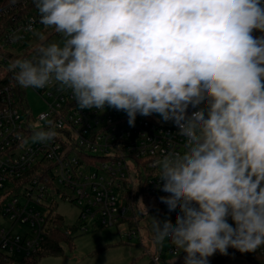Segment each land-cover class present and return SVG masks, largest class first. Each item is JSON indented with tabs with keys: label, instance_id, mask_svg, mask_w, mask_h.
I'll list each match as a JSON object with an SVG mask.
<instances>
[{
	"label": "clouds",
	"instance_id": "clouds-1",
	"mask_svg": "<svg viewBox=\"0 0 264 264\" xmlns=\"http://www.w3.org/2000/svg\"><path fill=\"white\" fill-rule=\"evenodd\" d=\"M33 3L61 39L45 43L34 22L23 29L40 43L10 62L19 86L56 85L79 109L124 111L130 126L158 114L179 128L183 151L155 161L169 193L159 199L179 214L175 225L154 219L156 242L185 253L184 264L264 246V35H253L264 34V0ZM55 136L49 121L30 139Z\"/></svg>",
	"mask_w": 264,
	"mask_h": 264
},
{
	"label": "built area",
	"instance_id": "built-area-1",
	"mask_svg": "<svg viewBox=\"0 0 264 264\" xmlns=\"http://www.w3.org/2000/svg\"><path fill=\"white\" fill-rule=\"evenodd\" d=\"M29 5H33L31 11L21 14L20 8ZM13 12L14 25L0 37V65L10 63L16 47L28 42L32 34L23 29L30 22L36 30L44 27L33 0H11L0 9V15ZM17 32L23 40L12 39ZM29 89L44 104L37 115L20 107L14 85L0 89V264H30L37 257L54 225L59 201L79 209L74 226L79 234L126 226L125 240L141 239L140 217L147 198L158 201L153 211L176 220L179 208L169 212L159 199L166 192L161 190L163 182L155 166L172 147L183 151L185 140L177 135L174 121L162 124L137 114L130 126L124 111L107 106L103 111L79 109L71 92L60 91L56 85L26 88V94ZM196 110L190 105L187 114ZM49 121L56 136L46 143H33L30 137L46 129ZM20 135L28 142L22 143ZM73 233L70 228L66 231L69 236ZM169 252L180 253L175 247ZM246 253L263 257L264 246ZM162 256L160 244L152 263L161 264Z\"/></svg>",
	"mask_w": 264,
	"mask_h": 264
},
{
	"label": "rangeland",
	"instance_id": "rangeland-1",
	"mask_svg": "<svg viewBox=\"0 0 264 264\" xmlns=\"http://www.w3.org/2000/svg\"><path fill=\"white\" fill-rule=\"evenodd\" d=\"M45 33L47 40L45 43L59 41L60 35H52L54 31L51 28L45 29L40 27L37 29ZM254 36L262 34L253 32ZM28 42H24L15 49L13 61L16 58H25L40 43L38 38L33 35L29 36ZM9 65H0V79L9 71ZM27 99L34 115L39 114L44 109V104L40 98L29 89L27 91ZM200 106H204L201 104ZM152 118L158 120L162 124H170L172 121H163L158 114L151 115ZM169 193H166V196ZM158 201L154 198H147L146 209L140 217L141 234L143 229L150 230L154 235L155 220L163 222L169 219L162 216L159 212L153 211L157 207ZM79 215V209L67 202L59 201L54 211V217H61L66 225L74 231L72 235L71 246L69 243H63V254L59 257H45L37 262V264H152L149 255H144V250L136 240L129 241L127 245H118L120 242L119 232L126 226L109 229H98L86 234H79L72 227L76 226ZM155 219V220H154ZM171 220V219H170ZM175 225V220H171ZM233 223V222H229ZM148 240V239H147ZM165 244L168 241L164 242Z\"/></svg>",
	"mask_w": 264,
	"mask_h": 264
},
{
	"label": "trees",
	"instance_id": "trees-1",
	"mask_svg": "<svg viewBox=\"0 0 264 264\" xmlns=\"http://www.w3.org/2000/svg\"><path fill=\"white\" fill-rule=\"evenodd\" d=\"M10 3H11V0H0V9L8 6ZM32 6L33 5L27 6L25 10L23 8H20V13L21 14L29 13L32 9ZM14 16H15V12L0 15V37L4 36V34L8 32L9 28L14 25V22H13ZM52 35H59V34L54 32ZM35 49L28 55V58H31L33 55L36 54ZM8 56L11 57L12 55L9 53ZM6 85H14L18 93L20 107L24 108L25 110L30 109L28 99H27V94H26V88L19 86V84L14 78V73L12 71H9L5 75V77H3L0 80V89ZM1 106L2 105H1V100H0V107ZM53 223L54 225L53 227L49 229L47 239L45 240L41 251L37 254L36 258L31 260L30 264H37L39 260L45 257L61 256L63 254V248H62L63 243H69V245L71 246V242L73 240L72 236H69L66 234V231L70 227L66 225L63 218L56 217V219L53 220ZM72 228L76 229L75 227H72ZM221 257H222V254H219L218 259H217V264H219ZM253 257L263 264L262 256L255 255Z\"/></svg>",
	"mask_w": 264,
	"mask_h": 264
},
{
	"label": "crops",
	"instance_id": "crops-1",
	"mask_svg": "<svg viewBox=\"0 0 264 264\" xmlns=\"http://www.w3.org/2000/svg\"><path fill=\"white\" fill-rule=\"evenodd\" d=\"M234 226V225H233ZM122 231L119 232L120 235V242H118V245H127L129 244L127 240H125L122 237ZM148 239V240H147ZM136 242L140 244V246L144 250V255L147 254L150 256L156 254L159 250L160 244L156 242L154 239V235L152 232L148 229H143V232L141 234V239H135ZM166 242V241H165ZM163 256H162V263L161 264H184V256L185 253L182 251L179 253V255H173L169 252V250L174 247L169 242L163 243ZM219 252L215 253L213 256L209 257V264H217V259L219 256ZM262 262L264 264V256L262 257ZM152 263V261H151ZM153 264V263H152ZM224 264H253L251 261L243 258L242 256H239L237 254H231L228 256Z\"/></svg>",
	"mask_w": 264,
	"mask_h": 264
},
{
	"label": "water",
	"instance_id": "water-1",
	"mask_svg": "<svg viewBox=\"0 0 264 264\" xmlns=\"http://www.w3.org/2000/svg\"><path fill=\"white\" fill-rule=\"evenodd\" d=\"M231 254H237L239 256H242L243 258L251 261L253 264H262L257 259H255L252 255H250L248 253H242L239 250L233 249V248H229L228 249V254L227 255H222L219 264H224L226 259L228 258V256L231 255Z\"/></svg>",
	"mask_w": 264,
	"mask_h": 264
}]
</instances>
